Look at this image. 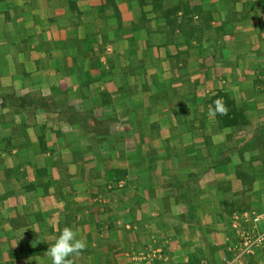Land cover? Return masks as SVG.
Masks as SVG:
<instances>
[{"label":"crops","instance_id":"0c3cea01","mask_svg":"<svg viewBox=\"0 0 264 264\" xmlns=\"http://www.w3.org/2000/svg\"><path fill=\"white\" fill-rule=\"evenodd\" d=\"M243 212L264 231V0H0V264L65 226L74 264H264L232 263Z\"/></svg>","mask_w":264,"mask_h":264},{"label":"built area","instance_id":"2783aa9c","mask_svg":"<svg viewBox=\"0 0 264 264\" xmlns=\"http://www.w3.org/2000/svg\"><path fill=\"white\" fill-rule=\"evenodd\" d=\"M262 218V215L255 212L236 213L233 216L231 222L238 241L232 247L235 255L232 263H236L243 256L255 253L257 249L264 246V231L258 227ZM163 258V250L158 247H150L133 255L137 264H156Z\"/></svg>","mask_w":264,"mask_h":264},{"label":"clouds","instance_id":"9594fccd","mask_svg":"<svg viewBox=\"0 0 264 264\" xmlns=\"http://www.w3.org/2000/svg\"><path fill=\"white\" fill-rule=\"evenodd\" d=\"M213 104L214 107L210 105L208 109L209 117L227 115L228 109L222 99H216ZM32 246L35 247V243ZM86 248V239L80 238L73 228L65 226L45 254L51 259V264H74L71 257L80 256Z\"/></svg>","mask_w":264,"mask_h":264},{"label":"trees","instance_id":"16d2710c","mask_svg":"<svg viewBox=\"0 0 264 264\" xmlns=\"http://www.w3.org/2000/svg\"><path fill=\"white\" fill-rule=\"evenodd\" d=\"M220 96H223V95L222 94H219L218 95V98ZM218 98L216 97V99H218ZM12 99L13 100H16V101H19V102H21V100H22L23 101L22 104H26V102L28 100H29V103L31 101H34L33 98H30V97H29L28 100L26 98H22V99H20V98H12ZM10 101H11L10 99L9 100L8 99L6 100V98L3 97V104L4 105H7ZM223 102H224L225 106L228 109V113H227V115H224V116H221V115L218 114L220 116L221 120H223L227 125H234V124L236 125V124H239L241 122L240 118L242 119L243 123H247V121L244 120V118H245L244 117L245 116L244 113L242 112V110L240 108L237 107V104H236L235 101L230 100L228 97H226ZM230 108H232V109H230Z\"/></svg>","mask_w":264,"mask_h":264},{"label":"rangeland","instance_id":"374dc122","mask_svg":"<svg viewBox=\"0 0 264 264\" xmlns=\"http://www.w3.org/2000/svg\"><path fill=\"white\" fill-rule=\"evenodd\" d=\"M2 57H4V59H5V53H3L2 54ZM255 69H256V67H255ZM13 104L14 105H20L21 103L20 102H18V101H15V102H13ZM66 115L67 116V114H65V113H61L60 114V118H61V116H63V115ZM69 116H71V113L69 114ZM65 118H67V117H65ZM255 148H254V146L252 145L251 146V148H249L248 149V153H252V152H254L255 150H254ZM259 150V149H258ZM260 153V152H259ZM259 153H257V154H259ZM227 164L226 163H224L223 165H222V162H221V166H219V161H215L214 163H212V168L209 170V172L210 173H215V171H217V170H219V168H225V166H226ZM227 167V166H226ZM204 175V174H203ZM124 195V194H123ZM124 197V196H123ZM235 231V230H234ZM236 232V231H235ZM236 237H237V234H236ZM237 241H238V237L236 238V240L234 241V244H233V246L237 243ZM256 253V252H255ZM233 262V261H232ZM238 262V261H237ZM236 262V263H237Z\"/></svg>","mask_w":264,"mask_h":264}]
</instances>
